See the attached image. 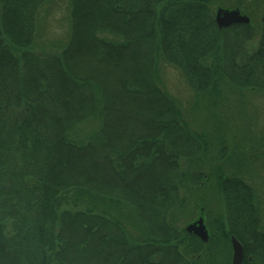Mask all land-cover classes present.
<instances>
[{
	"label": "trees",
	"instance_id": "1",
	"mask_svg": "<svg viewBox=\"0 0 264 264\" xmlns=\"http://www.w3.org/2000/svg\"><path fill=\"white\" fill-rule=\"evenodd\" d=\"M45 1L0 0V264H228L230 236L264 264L254 188L159 84L168 64L211 108L264 90V22L249 52L251 26L219 29L214 0H67L68 40L46 51ZM203 188L221 198L200 209L207 242L173 224Z\"/></svg>",
	"mask_w": 264,
	"mask_h": 264
},
{
	"label": "rangeland",
	"instance_id": "2",
	"mask_svg": "<svg viewBox=\"0 0 264 264\" xmlns=\"http://www.w3.org/2000/svg\"><path fill=\"white\" fill-rule=\"evenodd\" d=\"M238 1L214 0L212 2L213 13L218 5L234 6ZM243 12L247 14L245 10ZM252 16L253 24L257 25L256 29L259 30V22L264 16V12L261 11L258 15ZM69 31L70 8L68 1H45L36 14L34 47L37 50L59 51L67 42ZM257 44L258 32L248 43L247 50L252 51ZM159 78L160 87L176 98L192 125L204 132L208 139L215 142L212 144L213 147L209 155L214 157L218 145H223L229 159H232L233 164L238 166L237 173L252 185L259 202L264 227V90L225 89V91L233 92L228 94L226 100H223L215 108H211L197 100L180 72L172 66L159 64ZM90 126L91 124L87 128L90 129ZM230 170L234 171L235 169ZM208 192L207 188L191 194L184 190L181 191L187 197L184 207L174 213L173 224L178 229H184L199 216L203 217L205 225L207 224L206 220L208 221V219L205 218V213L200 211L202 206L207 207L208 214L211 215L221 205V198L214 194V191H212V195L207 194ZM201 259L199 264H205L203 255ZM221 261L222 258L218 256L217 263ZM230 261L231 254L228 264Z\"/></svg>",
	"mask_w": 264,
	"mask_h": 264
},
{
	"label": "water",
	"instance_id": "3",
	"mask_svg": "<svg viewBox=\"0 0 264 264\" xmlns=\"http://www.w3.org/2000/svg\"><path fill=\"white\" fill-rule=\"evenodd\" d=\"M216 24L219 28L227 27L231 24L244 23L247 24L249 19L245 15H241L238 10H220L218 9L215 16ZM187 233L195 235L202 242H207L208 231L205 227L203 218L199 216L194 222L185 226ZM231 245V261L230 264H243V250L239 241L234 236H230Z\"/></svg>",
	"mask_w": 264,
	"mask_h": 264
},
{
	"label": "flooded vegetation",
	"instance_id": "4",
	"mask_svg": "<svg viewBox=\"0 0 264 264\" xmlns=\"http://www.w3.org/2000/svg\"><path fill=\"white\" fill-rule=\"evenodd\" d=\"M218 9L229 10V11L235 10V9L238 10L241 15H245L248 17L249 22L247 24H249L251 26L253 33L255 34L256 32H258V36H259L260 29L259 30L256 29L257 25L253 24V20H252L253 16L252 15H258L259 13H261V11L264 12V0H245V1L239 0L238 2H236L234 4V6L218 5V6H216V9L214 10V21H215V23H216L215 16H216V12ZM244 10L246 11V13L248 15L243 12ZM250 10H251V12H248ZM263 22H264V16H262L260 19V22H259L260 27H261V24H263ZM241 24H244V23L231 24L227 27H221V28H219L218 26L217 27L219 29H223V28H228V27L233 26V25H241ZM255 48H256V46H255ZM205 227H206V225H205ZM206 229H207V227H206ZM207 231H208V229H207Z\"/></svg>",
	"mask_w": 264,
	"mask_h": 264
}]
</instances>
